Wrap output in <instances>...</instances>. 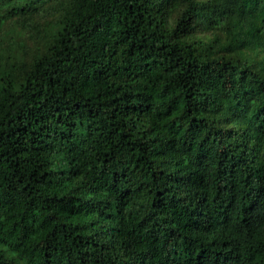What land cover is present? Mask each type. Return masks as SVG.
Returning <instances> with one entry per match:
<instances>
[{
	"label": "trees",
	"instance_id": "obj_1",
	"mask_svg": "<svg viewBox=\"0 0 264 264\" xmlns=\"http://www.w3.org/2000/svg\"><path fill=\"white\" fill-rule=\"evenodd\" d=\"M0 264H264V0H0Z\"/></svg>",
	"mask_w": 264,
	"mask_h": 264
}]
</instances>
